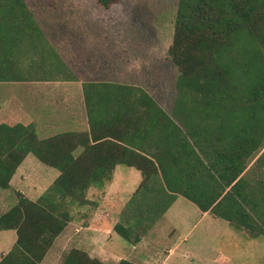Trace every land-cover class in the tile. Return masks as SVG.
I'll use <instances>...</instances> for the list:
<instances>
[{
	"label": "trees",
	"instance_id": "trees-1",
	"mask_svg": "<svg viewBox=\"0 0 264 264\" xmlns=\"http://www.w3.org/2000/svg\"><path fill=\"white\" fill-rule=\"evenodd\" d=\"M118 1L96 0L104 9ZM39 23L24 0H0V78L3 82L24 81L20 64L15 60L22 57L26 60L22 62L25 68L33 70L27 73L28 77L49 79L62 72L66 79L76 81ZM263 46L264 0H177L172 41L167 49V56L176 70L170 118L140 87L82 84L85 101L88 92L99 89L106 91L104 100L120 104V108L114 109V116L108 118L127 124L128 129L134 128L133 136L137 133L141 140L145 139L151 124L164 119L182 136V139L180 135H173V138L186 144L192 141L197 151L190 148L183 156L186 170L182 176L189 180V187L178 193L201 212H210L252 237H264V182L251 185L248 172L264 152L261 150L257 159L253 157L260 141L250 137L245 127H237L240 122L236 120L241 118V109H247L250 115L264 103L261 101L264 72L256 67L257 52ZM110 109L106 110L107 114ZM108 125L106 119L104 126ZM112 129H102L103 134L98 136L90 129L89 134L62 133L40 140L31 125L0 123L1 190L9 188L15 172L29 154L59 172L37 200L17 193L15 204L0 215V232L14 231L16 234L13 248L1 256L0 264H40L73 212L91 204L88 191L91 188L103 191L111 183L117 166L140 172L142 179L134 193L138 202L150 197L159 199V196L148 195V187L154 181L153 175L159 170L162 172L163 167L128 147L135 137L129 141L125 138V130ZM77 149L81 152L74 156ZM177 159L178 155L170 157L174 167H168L166 172L174 175L173 184L179 168ZM162 179L167 189L178 194L168 183L167 175ZM114 230L130 243L131 228L118 224ZM62 264L103 263L82 250L72 249L64 255ZM118 264L133 263L121 260Z\"/></svg>",
	"mask_w": 264,
	"mask_h": 264
},
{
	"label": "rangeland",
	"instance_id": "rangeland-1",
	"mask_svg": "<svg viewBox=\"0 0 264 264\" xmlns=\"http://www.w3.org/2000/svg\"><path fill=\"white\" fill-rule=\"evenodd\" d=\"M25 1L62 47L80 39L90 52H99L102 60L98 63L106 72L120 70L126 80L132 77L129 81L143 85L154 101L165 99L170 103V97L174 99L176 70L167 49L172 41L177 0H120L109 9L96 0ZM15 60L18 64L26 61L24 57ZM256 62L264 72V46L257 52ZM138 77L143 78L139 81ZM227 107L232 111L231 106ZM231 111L228 115L232 120ZM240 115L236 126L245 127L250 137L260 141L253 154L257 159L264 152V103L253 114L241 109ZM58 175L57 170L27 155L9 188L0 189V215L15 204L17 193L37 200ZM248 178L251 185L263 184L264 154L249 170ZM140 181L137 170L119 166L103 191L91 188V204L73 212L40 264H62L64 255L72 249L82 250L103 264H118L121 260L133 264H264L263 236L252 237L221 219L201 218L193 204H188V214L177 211L176 206L165 216L160 209L147 208L143 201L129 206L131 192ZM118 224L131 228L130 243L115 232ZM15 239L14 231L0 232V255L11 250ZM173 248L174 255L165 261L164 250Z\"/></svg>",
	"mask_w": 264,
	"mask_h": 264
},
{
	"label": "crops",
	"instance_id": "crops-1",
	"mask_svg": "<svg viewBox=\"0 0 264 264\" xmlns=\"http://www.w3.org/2000/svg\"><path fill=\"white\" fill-rule=\"evenodd\" d=\"M39 26L50 45L55 49L63 63L76 78V81L66 79L65 76H62V72L49 79L38 78L35 75L28 77L27 73H33V70L29 68L22 69L24 65L23 63L20 64L22 70L21 75L25 76L24 81L3 82V79L0 78V123H5L9 126L31 125L34 128L37 138L40 140L51 138L62 133L89 134L90 129L95 130V132H93L95 136L102 135V129H106L107 127H112V130H125L126 139L132 141L131 139L135 137L132 141L133 143H129V148L142 153L152 160L156 166L159 164L163 167L162 172L158 169L159 171L157 174L153 175L154 181L148 187L150 190L148 195L159 196V199L156 200L153 199L154 197H150L144 201L145 206L147 205L149 209H165L163 216L174 207H178L177 211H186L188 214L187 210H191L188 204H193L199 210L194 203L178 193L187 191L189 187V180L184 178L186 176H182V172L186 170V162L183 156L184 152L190 148L197 151L193 142L189 140V144L183 141L180 143L178 138H173V135H180V139H182V136L173 124L166 122L164 119L161 120V116L159 117V120H161L159 123L156 122L155 124H151V127L148 128L147 133H145V139L141 140L137 136V133L133 136L132 130L134 128L130 127L128 129L127 124L116 122L114 119H111V117L108 118V116H114V109L120 108V104L115 102V100H111L107 102L108 108H106V102L104 100L106 91L97 89L88 92L87 94L89 97L86 103L82 90L83 83H113L133 87H137L136 84L139 83H131L129 80H131L132 77L126 80L125 75H123L120 70L117 72H106L103 65L98 63L102 60L99 52H90L87 45L81 42L80 39H78L77 42L62 47L60 41L55 42V40L52 39L50 36L51 31L46 25L39 23ZM142 78L138 77L136 79L141 81ZM140 88L154 98L150 91L143 85H141ZM155 102L160 110L170 118L173 107L168 100L155 99ZM108 109H110L109 114L106 113V110L109 111ZM102 116L106 117L108 124H111L110 126H104L106 119L102 118ZM178 128L185 133L181 126ZM135 130L137 132L138 129ZM114 134L118 136L117 132ZM173 141H176L177 144ZM177 145H179L180 148H178ZM80 152L81 149H77L74 151L73 155L78 156ZM177 155V164L179 168L177 176L175 177L176 183L173 184L172 178L174 175L171 172H166L168 167H174L172 165L173 160L170 161V157ZM255 160L254 158L252 163H254ZM118 167L119 166L114 169L113 176ZM163 175H167L168 183L171 184V186L173 185L171 188H175L178 194H174L171 189L165 187L162 179ZM123 178L124 177H122V179ZM140 182L136 185L135 182L132 184V186L135 185V187L131 192L132 196L130 200H128V205L129 203L138 201L134 193ZM165 205H167V207H165ZM199 212L201 213V218L210 216V218L217 220L210 212L203 213L200 210ZM174 251L175 248L167 251L164 250L166 254L165 261H167L170 256L174 255ZM9 252L2 253L0 259L2 255L5 256Z\"/></svg>",
	"mask_w": 264,
	"mask_h": 264
}]
</instances>
